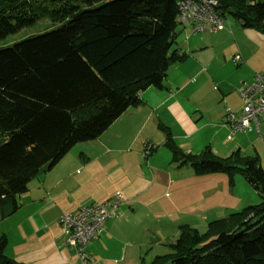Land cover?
I'll use <instances>...</instances> for the list:
<instances>
[{
	"label": "trees",
	"instance_id": "obj_1",
	"mask_svg": "<svg viewBox=\"0 0 264 264\" xmlns=\"http://www.w3.org/2000/svg\"><path fill=\"white\" fill-rule=\"evenodd\" d=\"M178 0H0V44L39 18L49 29L0 45V210L12 214L17 196L76 144L97 138L146 88L162 87L168 67L185 59L173 48L180 33ZM243 28L264 35V0H217ZM181 26V25H180ZM234 61V60H233ZM235 62V61H234ZM241 62V60H240ZM240 62H235L239 64ZM176 167L196 174L253 177L258 204L209 221L201 232L180 225L168 251L141 264H264V168L257 154L226 157L209 146L184 152L159 123ZM105 224V223H104ZM0 264H22L4 254Z\"/></svg>",
	"mask_w": 264,
	"mask_h": 264
},
{
	"label": "crops",
	"instance_id": "obj_2",
	"mask_svg": "<svg viewBox=\"0 0 264 264\" xmlns=\"http://www.w3.org/2000/svg\"><path fill=\"white\" fill-rule=\"evenodd\" d=\"M183 28L193 38L178 41L176 37L172 47L193 52L168 67L162 87L146 88L139 105L128 107L97 138L76 144L51 170L32 180L26 196H17L20 205L12 214L4 217L5 210H0L6 256L22 264L149 263L160 253L147 247L168 249L180 225L199 228L244 206L243 196L253 185L248 179L236 174L230 183L224 173L196 174L189 165L176 167L157 125L166 126L186 153L197 154L209 146L221 157L235 150L244 155L255 151L261 161L264 123L262 135L239 130L228 138L224 116L226 108L241 110L243 100L236 90L255 73L264 72L262 34L255 30L251 35L242 27L234 31L230 26L234 42L230 53L239 54L241 62L225 59L226 71L217 81L213 71L223 69L220 63L199 58L196 52L204 41L189 27ZM225 28L203 32L212 34L211 45L222 44ZM206 67L208 81L192 80L194 76L188 74ZM117 194L122 197L117 216L108 219L88 244V261L82 263L73 249L62 244L59 216L92 200L110 203Z\"/></svg>",
	"mask_w": 264,
	"mask_h": 264
},
{
	"label": "built area",
	"instance_id": "obj_3",
	"mask_svg": "<svg viewBox=\"0 0 264 264\" xmlns=\"http://www.w3.org/2000/svg\"><path fill=\"white\" fill-rule=\"evenodd\" d=\"M217 0H178L175 21L189 27L193 33L216 32L224 28L222 16L217 10ZM232 59L240 62L239 54ZM243 100L241 110L236 113L226 108L224 122L229 125V136L239 130L254 131L262 135L260 125L264 123V72L254 74L252 80L237 90ZM122 204L121 194L110 202L92 200L72 212L58 218L62 228V244L73 249L82 263L88 261L87 246L104 230V223L117 216Z\"/></svg>",
	"mask_w": 264,
	"mask_h": 264
},
{
	"label": "rangeland",
	"instance_id": "obj_4",
	"mask_svg": "<svg viewBox=\"0 0 264 264\" xmlns=\"http://www.w3.org/2000/svg\"><path fill=\"white\" fill-rule=\"evenodd\" d=\"M227 21H228V23H227ZM223 22H224V25L226 27L225 29H226V31H227L228 34L225 33V35L223 37L222 44H212L211 45L210 44V41H211V37L210 36H212V34H210L208 32L195 33L196 34V38H199V41H201V40L204 41V42H202L203 48L201 50L197 51L196 52V55L199 56V58H201V59L205 58V60H208V59L211 60V58L213 60H217V62H219L220 65H221V67L223 68V69H219L218 70V73L216 72V70L213 71V76L217 79V81H218V75H223L224 74V71H226L225 70V65H224V63L226 61L225 59H228L229 63H230V61H232V59H231L232 56H231V53H230V50H231L230 43H233L234 44V42H233V35L229 31L230 26H231V28L234 31L237 28H241L239 22L236 19H234V17L231 16L230 14H225L223 16ZM53 23H54L53 20H49V19L43 18V17L42 18H39V19H37L35 21V23L32 24V26L22 28L19 31H17L16 33H13V34L8 35L1 42L0 45H9V44H11V43H13L15 41H19V40L23 39L26 36H29V35H32V34H35V33L43 32V31L49 29L50 27H52ZM176 28L178 30L180 29L179 30L180 33L177 36L178 41H181V40H184V39L186 40V37H188L187 39H192L193 38V37H191L192 36L191 35L192 33L189 31V29H185L184 30V28L182 26H180V25H177ZM248 30H249V32H250L251 35L256 33L254 29H248ZM259 36H261L260 38H262L264 40V37L262 35H259ZM251 41L252 40L248 41V43H251ZM192 49H195V48H192ZM198 49H199V47L196 48V50H198ZM192 52H190L188 50V52H186V54H189L190 55V53H192ZM221 55H223L224 58L221 57ZM216 56H218L217 59H215ZM208 72H209V69H208V67H206L205 70L202 69V72H200L198 74H195V70L194 69H193L192 72H189L188 74L191 75V76H194L192 78V80L208 81V75H207ZM217 81L216 82H213L212 81L211 83L214 84V83H217ZM241 108H242V106H241ZM236 113H238V112H236ZM228 135H229V133H228ZM228 135H227V137H228ZM231 136H229V138ZM249 153L250 154L252 153L253 155L254 154H257L255 151H252V152L250 151ZM260 164H261V166L264 167V153L262 154V158H261ZM34 183H35V181H34ZM249 186L250 187H249V189L247 191L249 196L247 194H246V196H243L244 197V200H245L244 206H242L238 210L242 209L243 207H245V206H247L249 204H258L261 201L260 194H258V192L254 188V186L253 185H249ZM26 194H27V192H25L24 194L22 193V195L21 194L20 195L21 196H26ZM20 195H18V196H20ZM230 213H232V212H230ZM230 213H228V214H230ZM209 221H212V220H209ZM207 223L204 226H200L198 229L201 232H203L205 230V228H206L205 226L207 225ZM1 227H3V225H0V228ZM152 246H154V247H152V248L147 247V248L153 250V253H165V252H167L169 250V249H166L165 246L153 245V244H152Z\"/></svg>",
	"mask_w": 264,
	"mask_h": 264
},
{
	"label": "water",
	"instance_id": "obj_5",
	"mask_svg": "<svg viewBox=\"0 0 264 264\" xmlns=\"http://www.w3.org/2000/svg\"><path fill=\"white\" fill-rule=\"evenodd\" d=\"M248 181L251 183V184H255L256 181L253 177H248Z\"/></svg>",
	"mask_w": 264,
	"mask_h": 264
}]
</instances>
